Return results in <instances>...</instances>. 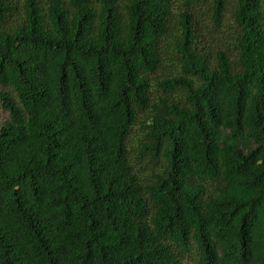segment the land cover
Returning <instances> with one entry per match:
<instances>
[{"label": "trees", "instance_id": "1", "mask_svg": "<svg viewBox=\"0 0 264 264\" xmlns=\"http://www.w3.org/2000/svg\"><path fill=\"white\" fill-rule=\"evenodd\" d=\"M0 86V264H264V0H0Z\"/></svg>", "mask_w": 264, "mask_h": 264}, {"label": "rangeland", "instance_id": "2", "mask_svg": "<svg viewBox=\"0 0 264 264\" xmlns=\"http://www.w3.org/2000/svg\"><path fill=\"white\" fill-rule=\"evenodd\" d=\"M185 0H178V4L182 5L184 4ZM205 15V13H203ZM0 90H5V91H12L11 93L13 94L14 97H16L15 93L11 89H5L0 86ZM10 120V113L8 110H6L2 103L0 102V127L4 126L8 121Z\"/></svg>", "mask_w": 264, "mask_h": 264}]
</instances>
